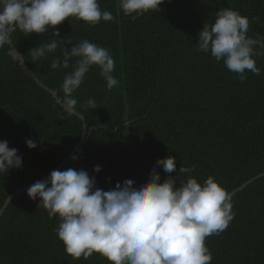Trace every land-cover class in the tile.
I'll return each instance as SVG.
<instances>
[{
    "label": "trees",
    "instance_id": "16d2710c",
    "mask_svg": "<svg viewBox=\"0 0 264 264\" xmlns=\"http://www.w3.org/2000/svg\"><path fill=\"white\" fill-rule=\"evenodd\" d=\"M98 2L114 21L93 27L72 17L56 26L59 36L52 28L43 35L18 31L12 44L0 48V141L18 149L23 163L0 174V211L12 194L55 170L84 134V121L69 115L30 76L10 53L13 48L62 99L61 85L76 59L68 69H52L54 58L63 61L64 47L70 50L87 39L114 58L119 87L109 90L93 66L73 94L89 128L86 142L60 171L86 170L105 191L128 179L142 185L157 161L168 156L176 158V171L168 174L158 166L161 183L176 177L182 165H195L192 175L198 181L212 176L230 191L264 173V56L257 58L261 74L248 72L241 82L223 61L195 50L198 33L205 23H215L222 8L249 18V37L264 38V0H166L161 11L135 20L124 14L120 0ZM52 40L59 42L57 50L33 62L29 51ZM89 98L96 109L82 107ZM28 139L37 148L29 149ZM28 189L1 216L0 264H110L98 253L88 260L69 256L57 236L59 217L40 209ZM233 205L229 227L206 240L211 264H264V176L236 193Z\"/></svg>",
    "mask_w": 264,
    "mask_h": 264
},
{
    "label": "clouds",
    "instance_id": "9594fccd",
    "mask_svg": "<svg viewBox=\"0 0 264 264\" xmlns=\"http://www.w3.org/2000/svg\"><path fill=\"white\" fill-rule=\"evenodd\" d=\"M165 2L120 0V7L135 20L150 11H161ZM72 17L93 27L115 20L111 12L101 9L98 0H0V48L11 44L18 31L24 36L43 35L52 28L59 36L56 26ZM249 28L248 17L222 8L215 14V23H205L198 33L195 50L210 53L217 63L223 61L236 74L234 78L243 82L248 72L261 74L257 58L264 56V38L249 37ZM58 46L57 40L41 43L29 51L32 61L46 59ZM61 51L63 61L54 58L52 69H68L76 58L61 85L69 115L77 114L78 101L73 94L93 66L99 68L109 90L119 87L120 81L113 75L115 61L108 49L84 39ZM82 107L96 109V102L89 98ZM26 144L29 149L38 146L32 139ZM158 166L171 174L176 171V158L159 159L150 179L139 186L128 179L105 191L86 170L68 168L53 170L47 181L30 186L27 195L33 201L39 199L38 207L47 210L50 218L59 217L57 236L73 259L88 260L98 253L110 264H211L213 255L206 240L220 235L234 220V192L212 176L198 181L192 175L195 165H182L176 177L169 175L161 183ZM22 167L18 149L10 148L7 140L0 141V174ZM101 170L99 165L94 168L96 173ZM178 177H183L179 185Z\"/></svg>",
    "mask_w": 264,
    "mask_h": 264
},
{
    "label": "water",
    "instance_id": "95a60500",
    "mask_svg": "<svg viewBox=\"0 0 264 264\" xmlns=\"http://www.w3.org/2000/svg\"><path fill=\"white\" fill-rule=\"evenodd\" d=\"M12 44V43H11ZM10 53L16 58L19 59V61H21L22 65L28 70L29 74L31 77H33L40 85H42L46 90L50 91V93L56 98L57 102L60 103L64 109L66 110V107L64 105L63 99L61 97H59L58 91L53 90L51 88H49L48 86L44 85L41 80L35 75V73L29 69V67L25 64L23 55L21 52H19L17 49L13 48L10 50ZM67 111V110H66ZM77 115L84 121V134H82V138L81 140L75 145V147L73 148V150L71 151V153L67 156V158L65 160H63V162L55 169V170H60L62 167H64L68 161L71 159V157L75 154V152L79 149V147L84 144L86 142V136L87 132H88V125L86 123L85 117L83 114L77 112ZM92 130V129H91ZM51 173V172H50ZM50 173L47 174L45 177L41 178L38 181H47L50 178ZM264 176V173L254 177L253 179H250L249 181L243 183L240 187H238L237 189H235L234 191V195L236 193H238L239 191L244 190L246 187H248L250 184H252L256 179L261 178ZM37 182V181H36ZM35 183V182H34ZM34 183H31L30 185L21 188L19 191L15 192L14 194H12L10 197L7 198L6 203L4 204V206H2L3 208L0 211V219L1 216L3 215L5 209L7 208L6 206L9 205V203L11 202V200L15 197H19L20 193L27 190L30 186H32Z\"/></svg>",
    "mask_w": 264,
    "mask_h": 264
}]
</instances>
